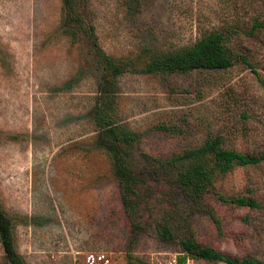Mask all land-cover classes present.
Returning a JSON list of instances; mask_svg holds the SVG:
<instances>
[{"label": "rangeland", "instance_id": "1", "mask_svg": "<svg viewBox=\"0 0 264 264\" xmlns=\"http://www.w3.org/2000/svg\"><path fill=\"white\" fill-rule=\"evenodd\" d=\"M0 0V208L26 264H83L87 251L112 264H225L189 259L150 231L130 233L110 157L92 118L101 69L93 42L134 64L115 75L113 119L137 133L141 150L167 158L218 136L224 148L264 154V0ZM76 19L80 25H76ZM71 29V30H70ZM224 31V69L142 72L152 52ZM216 192L251 198L203 208L177 206L197 243L264 264V160L212 178ZM162 176L139 177L144 207L169 210ZM175 201V202H174ZM177 205L178 200L174 198ZM146 215V214H145ZM174 259V263L172 260ZM185 259V260H184ZM0 264H9L0 245Z\"/></svg>", "mask_w": 264, "mask_h": 264}, {"label": "trees", "instance_id": "2", "mask_svg": "<svg viewBox=\"0 0 264 264\" xmlns=\"http://www.w3.org/2000/svg\"><path fill=\"white\" fill-rule=\"evenodd\" d=\"M71 1L63 0V8L68 13L72 9ZM75 23L80 25L81 22L76 19ZM256 29H264V22L253 19L249 31ZM92 47L101 69L96 102L92 110V118L97 128L95 143L110 157L128 231H150L160 242L174 243L185 259L200 258L225 264H261L251 257L231 258L197 243L187 218L177 206H193L196 209L204 207L203 211L211 214L210 208H206L204 204L212 195L225 204L257 207V203L251 198L225 196L216 192L212 178L215 173H224L237 166L255 165L264 160V154L255 156L224 148L218 136H209L200 145L167 158H159L141 150L137 133L113 119L111 105L115 75L125 69H134V64L109 56L95 42ZM233 55V51L224 42V31L213 30L202 33L192 45L167 52H152L139 70L146 73H182L192 69H224L232 64ZM238 59L255 74L264 89V81L251 63L241 55ZM142 174H157L167 182L169 193L165 195L170 194L167 196L170 199L167 203L170 208L168 211L154 214L152 209L146 207L145 213L142 210L138 215L140 204L143 207L145 205L143 197H147L138 187ZM174 198L178 200L177 205L173 203ZM0 245L9 264H26L14 249L10 220L1 208Z\"/></svg>", "mask_w": 264, "mask_h": 264}, {"label": "built area", "instance_id": "3", "mask_svg": "<svg viewBox=\"0 0 264 264\" xmlns=\"http://www.w3.org/2000/svg\"><path fill=\"white\" fill-rule=\"evenodd\" d=\"M82 261L83 264H112L110 254L104 251H87Z\"/></svg>", "mask_w": 264, "mask_h": 264}]
</instances>
